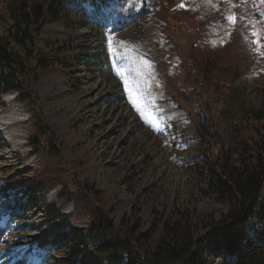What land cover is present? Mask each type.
<instances>
[{
    "label": "rangeland",
    "instance_id": "374dc122",
    "mask_svg": "<svg viewBox=\"0 0 264 264\" xmlns=\"http://www.w3.org/2000/svg\"><path fill=\"white\" fill-rule=\"evenodd\" d=\"M14 1L0 0V38L13 26ZM72 16L68 28L50 22L46 41L15 47L25 57L58 42L54 50L68 58L70 67L34 86L46 135L35 134L28 103L0 95L10 142L0 131V194L24 196L27 208L23 221L0 222V264H109L84 237L91 216L73 212L62 186H37L34 139L59 147L75 194L97 192L116 227L135 218L143 232L176 209L220 218L226 207L198 171L224 145L234 159L264 145V0H118L99 13L87 2ZM223 85L231 88L217 105ZM200 98L222 121V137L203 118ZM208 260L233 264L218 253Z\"/></svg>",
    "mask_w": 264,
    "mask_h": 264
},
{
    "label": "trees",
    "instance_id": "16d2710c",
    "mask_svg": "<svg viewBox=\"0 0 264 264\" xmlns=\"http://www.w3.org/2000/svg\"><path fill=\"white\" fill-rule=\"evenodd\" d=\"M87 2L94 13H99L118 0H15L10 8L13 26L7 37L0 38V95L14 93L18 102L29 104L37 136H45L48 128L41 122L34 86L41 75L59 65L70 67V64L65 62L68 58L60 59L61 50H54L58 42L47 41V52L27 51L25 57L15 47L26 49L30 43L46 41L42 34L50 22L68 28L72 15L84 12ZM230 88L223 85L219 89L217 105L225 103ZM200 99L203 118L222 137V121L213 114L209 101ZM32 145L43 169L37 186L45 189V193L50 187L62 186L63 198L74 204V212L91 216L84 237L98 253L109 255V264H209L211 253L222 254L233 264H264V145L257 144L255 154L243 151L237 159L233 157L237 152L224 145L217 151L215 162L198 171L216 199L226 207L220 218L176 209L172 219L161 218L148 232L141 231V220L134 221L135 218L123 220L116 227L97 192L92 196L75 194L65 178L70 172L63 168L55 143L42 144L34 139ZM229 149V155L220 160V152ZM26 209L24 196L0 194V219L7 216L22 220Z\"/></svg>",
    "mask_w": 264,
    "mask_h": 264
},
{
    "label": "bare ground",
    "instance_id": "6f19581e",
    "mask_svg": "<svg viewBox=\"0 0 264 264\" xmlns=\"http://www.w3.org/2000/svg\"><path fill=\"white\" fill-rule=\"evenodd\" d=\"M98 87H99V84H97V83L91 85L89 88H87V90L85 91V94H86V95L91 94L92 92L96 91ZM3 134H4V133H3ZM5 136L7 137L8 135H5ZM3 140L6 141L5 138H4ZM2 143H4V142H2ZM0 151L2 152V146L0 147ZM2 158H5V157L2 155ZM10 158H11V157H8V159H10Z\"/></svg>",
    "mask_w": 264,
    "mask_h": 264
},
{
    "label": "snow or ice",
    "instance_id": "6c2138e0",
    "mask_svg": "<svg viewBox=\"0 0 264 264\" xmlns=\"http://www.w3.org/2000/svg\"><path fill=\"white\" fill-rule=\"evenodd\" d=\"M228 19H229L231 22L235 23V17H234V16L229 17ZM253 35L255 36L256 33L254 32Z\"/></svg>",
    "mask_w": 264,
    "mask_h": 264
}]
</instances>
